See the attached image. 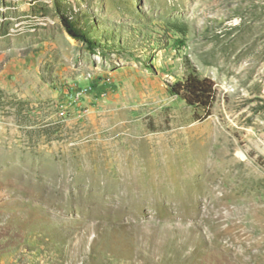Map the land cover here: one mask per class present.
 Listing matches in <instances>:
<instances>
[{
	"label": "rangeland",
	"instance_id": "rangeland-1",
	"mask_svg": "<svg viewBox=\"0 0 264 264\" xmlns=\"http://www.w3.org/2000/svg\"><path fill=\"white\" fill-rule=\"evenodd\" d=\"M0 264H264V0H0Z\"/></svg>",
	"mask_w": 264,
	"mask_h": 264
},
{
	"label": "trees",
	"instance_id": "trees-1",
	"mask_svg": "<svg viewBox=\"0 0 264 264\" xmlns=\"http://www.w3.org/2000/svg\"><path fill=\"white\" fill-rule=\"evenodd\" d=\"M62 22L71 36L85 42L89 47L94 46V40L85 32L80 31L68 17H64ZM169 91L184 99L189 105L202 109L206 113L210 112L217 98L215 81L208 76H201L196 69L185 78L172 83Z\"/></svg>",
	"mask_w": 264,
	"mask_h": 264
},
{
	"label": "built area",
	"instance_id": "built-area-1",
	"mask_svg": "<svg viewBox=\"0 0 264 264\" xmlns=\"http://www.w3.org/2000/svg\"><path fill=\"white\" fill-rule=\"evenodd\" d=\"M80 92L83 93L84 91H83V90H80L79 93H80Z\"/></svg>",
	"mask_w": 264,
	"mask_h": 264
}]
</instances>
